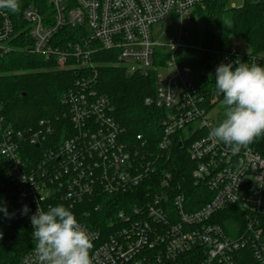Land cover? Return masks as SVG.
Masks as SVG:
<instances>
[{
  "label": "built area",
  "instance_id": "obj_1",
  "mask_svg": "<svg viewBox=\"0 0 264 264\" xmlns=\"http://www.w3.org/2000/svg\"><path fill=\"white\" fill-rule=\"evenodd\" d=\"M44 1V12L33 6L22 11L19 34L0 10V60L23 51L79 75L61 98L60 121L67 125L59 131L49 119L14 130L0 116V158L11 188L4 202L32 231L38 208L64 205L78 214L92 243L91 264H264V154L247 146L233 154L209 135L216 127L210 111L220 99L208 98L196 76L178 66L181 55L211 53L234 67H264V50L185 45L188 26L207 0ZM245 1L264 11V0ZM166 22L178 23L177 40L155 39L153 28ZM103 52L128 78L155 73V95L144 100L164 112L155 153L140 136L134 144L124 140L110 101L96 89ZM188 141L189 182L167 154ZM117 195H129L130 207L97 227L91 210L111 214L104 199ZM223 213L234 218L227 233L217 222ZM10 226V219L3 222L4 229ZM18 264H40L35 248Z\"/></svg>",
  "mask_w": 264,
  "mask_h": 264
},
{
  "label": "trees",
  "instance_id": "obj_2",
  "mask_svg": "<svg viewBox=\"0 0 264 264\" xmlns=\"http://www.w3.org/2000/svg\"><path fill=\"white\" fill-rule=\"evenodd\" d=\"M230 0H207L203 10H196L194 18L204 28V46L209 50H222L238 40L243 42L252 54L264 50V11L261 4L245 1L240 8H228ZM20 10L16 13L4 10L13 25L16 34L23 30L22 11L33 6L45 11L44 0H19ZM18 45V44H17ZM24 47V44H21ZM108 53H99L98 59L105 65L98 70L96 89L108 98L113 107L115 121L125 130L124 140L129 144L140 136L142 142L152 152H156L162 130L159 122L164 116L162 110L146 106L144 100L155 95V73L148 78L125 76L122 69L114 66ZM223 63L218 56L204 53L196 58L181 55L178 66L196 76L197 86L208 98L217 96L215 90V70ZM78 71H58L52 62L41 57L17 51L0 60V116L14 130L35 127L40 120L49 119L54 123L55 131L67 123L60 121L65 109L61 104L64 93L78 78ZM223 100V96H217ZM219 100V101H220ZM59 119V121H58ZM59 124H56L58 123ZM174 144L167 154L175 156L179 173L190 179L193 165H189L187 148ZM247 147L259 154H264V133ZM194 189V190H193ZM190 194L196 192V188ZM11 191L6 180V168L0 158V207L7 209V214L0 211V233L4 241L0 242V264H18L20 259L35 248L32 230L25 219L11 203L4 199ZM111 214L93 213L90 218L96 220L97 227L113 217L120 210L130 207L129 195H117L104 199ZM201 206V204H200ZM232 212V211H231ZM232 214V213H231ZM76 219L83 220L78 214ZM217 220L227 233L234 218L230 213L219 214ZM11 220L9 229L3 228V222ZM88 220H85L86 223ZM96 227V226H95Z\"/></svg>",
  "mask_w": 264,
  "mask_h": 264
},
{
  "label": "clouds",
  "instance_id": "obj_3",
  "mask_svg": "<svg viewBox=\"0 0 264 264\" xmlns=\"http://www.w3.org/2000/svg\"><path fill=\"white\" fill-rule=\"evenodd\" d=\"M0 10L16 13L19 0H0ZM215 90L223 96L226 118L209 135L231 147L233 154L264 133V67L243 62L221 63L215 70ZM7 214V209L0 207ZM24 205L22 214H27ZM32 239L40 264H91L89 234L64 205L37 209L30 217Z\"/></svg>",
  "mask_w": 264,
  "mask_h": 264
},
{
  "label": "rangeland",
  "instance_id": "obj_4",
  "mask_svg": "<svg viewBox=\"0 0 264 264\" xmlns=\"http://www.w3.org/2000/svg\"><path fill=\"white\" fill-rule=\"evenodd\" d=\"M244 0H230L228 8H240L243 5ZM153 33L155 39L161 42L167 40H177L179 34V25L175 22H166L159 26L153 28ZM161 33L163 34L162 36ZM185 45L189 47L198 48L199 46H204V28L201 22H198L196 18L192 19V23L188 26V35L185 40H183ZM230 47L238 50L241 53H248L249 50L246 45L238 40H234L229 44ZM191 58L193 55L189 54ZM226 106L223 100H220L210 111V117L214 121L215 126L220 125L226 118ZM220 116L218 121H215L216 116Z\"/></svg>",
  "mask_w": 264,
  "mask_h": 264
}]
</instances>
